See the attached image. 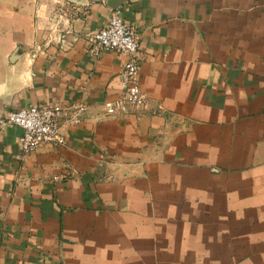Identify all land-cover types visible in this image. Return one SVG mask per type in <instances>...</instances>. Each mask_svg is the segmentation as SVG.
Returning <instances> with one entry per match:
<instances>
[{
	"label": "crops",
	"instance_id": "obj_1",
	"mask_svg": "<svg viewBox=\"0 0 264 264\" xmlns=\"http://www.w3.org/2000/svg\"><path fill=\"white\" fill-rule=\"evenodd\" d=\"M116 7L142 114L104 116L126 56L87 49ZM52 103L62 144L0 126V264H264V0H0V118Z\"/></svg>",
	"mask_w": 264,
	"mask_h": 264
},
{
	"label": "built area",
	"instance_id": "obj_2",
	"mask_svg": "<svg viewBox=\"0 0 264 264\" xmlns=\"http://www.w3.org/2000/svg\"><path fill=\"white\" fill-rule=\"evenodd\" d=\"M87 49L94 56H99L105 50H116L126 56L119 71V93L115 98L103 102L104 116L125 115L131 111L142 114L150 108V102L140 85L138 37L134 26L122 17L119 8H113L106 23L92 33ZM82 109L81 106L65 108L56 103L20 107L7 111L0 118V126L8 123L20 126L19 157H24L43 143H64L66 136L63 126L78 121L77 111Z\"/></svg>",
	"mask_w": 264,
	"mask_h": 264
}]
</instances>
